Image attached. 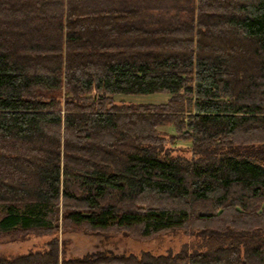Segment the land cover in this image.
I'll return each instance as SVG.
<instances>
[{
  "label": "trees",
  "instance_id": "16d2710c",
  "mask_svg": "<svg viewBox=\"0 0 264 264\" xmlns=\"http://www.w3.org/2000/svg\"><path fill=\"white\" fill-rule=\"evenodd\" d=\"M59 227L200 240L0 264H264V0H0V237Z\"/></svg>",
  "mask_w": 264,
  "mask_h": 264
},
{
  "label": "rangeland",
  "instance_id": "374dc122",
  "mask_svg": "<svg viewBox=\"0 0 264 264\" xmlns=\"http://www.w3.org/2000/svg\"><path fill=\"white\" fill-rule=\"evenodd\" d=\"M167 93L156 92L143 95H121L118 99L125 101L160 102L167 99ZM170 131V129H169ZM188 142L177 140L166 143L173 153L189 156ZM59 240V250L63 249L65 259L89 257L91 253L102 252L106 255L150 254L163 256L169 252L175 253L183 246L192 250L200 240L197 234H188L183 229H173L154 234L147 238H136L125 232L118 233H88L80 229H59L51 234L35 230L25 232H10L0 237V257L12 259L24 254H35L47 250V242L52 237ZM60 253V252H59ZM61 254V253H60ZM86 255V256H85ZM62 256H59V259Z\"/></svg>",
  "mask_w": 264,
  "mask_h": 264
}]
</instances>
